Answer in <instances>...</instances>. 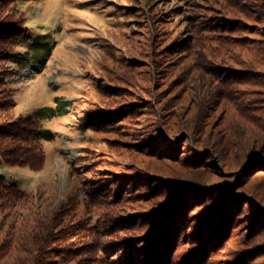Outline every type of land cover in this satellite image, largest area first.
<instances>
[{
	"label": "rangeland",
	"instance_id": "obj_1",
	"mask_svg": "<svg viewBox=\"0 0 264 264\" xmlns=\"http://www.w3.org/2000/svg\"><path fill=\"white\" fill-rule=\"evenodd\" d=\"M4 12L27 34L0 122L56 97L65 113L36 121L55 132L39 169L0 159V264H120L130 247L147 259L155 213L176 197L169 264H187L212 212L231 214L229 237L189 264H264V0H12Z\"/></svg>",
	"mask_w": 264,
	"mask_h": 264
},
{
	"label": "trees",
	"instance_id": "obj_2",
	"mask_svg": "<svg viewBox=\"0 0 264 264\" xmlns=\"http://www.w3.org/2000/svg\"><path fill=\"white\" fill-rule=\"evenodd\" d=\"M9 1L12 0H0V109L5 108L9 102H12L8 96L9 91L4 88L3 84V79L5 76L9 75L11 70L7 68L6 63L11 62L19 64L22 58L19 52L11 51V48L17 45L20 38L26 37L24 35L27 34V31L24 29L25 26L4 19V5ZM57 100L58 98L56 97L55 105L53 106H42L37 109L33 113V119L0 122L1 160L9 165L27 166L32 170L39 169L42 166L44 154L40 143L43 140L53 139L55 137V132L46 127L36 126V121L64 114L65 110L61 108ZM4 185L3 179L0 177V186L3 187ZM177 198L178 197L169 200L168 203L163 206L162 212L155 213V216L161 217L159 224L155 225V229L152 230L153 234L145 236L149 242L147 248L149 257H147V259L145 258L147 254L145 250H142L144 254L142 252H134V249L130 247L127 248L124 253L125 256H128L123 259L120 264H169V255L171 254L172 246L175 241L172 234V229L175 228L172 227L170 230V225L177 210V206L181 203L177 202ZM252 207L253 211H260L257 207ZM224 208H226L225 205L220 207V213ZM202 214L203 213H200L198 215L201 222L198 228H196V238L199 240L200 245L196 247L194 251L192 250L189 256L186 257L187 264L194 261L193 259L200 251L203 250V255L206 253V249H210L208 247L212 248L215 245L225 244V241L229 237L228 233L231 228L229 226V221L232 219L229 212H227L226 215L212 212L209 213L210 217L205 218V220L201 219ZM258 215L264 217L263 213H259ZM217 246L215 248H217ZM248 254L249 252L244 253L242 259L244 260ZM242 259L240 263L243 262Z\"/></svg>",
	"mask_w": 264,
	"mask_h": 264
}]
</instances>
